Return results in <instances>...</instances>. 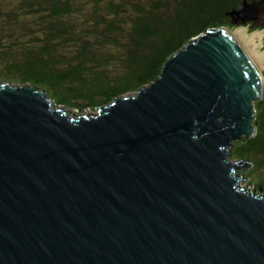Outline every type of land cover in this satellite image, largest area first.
I'll list each match as a JSON object with an SVG mask.
<instances>
[{"label":"water","instance_id":"1","mask_svg":"<svg viewBox=\"0 0 264 264\" xmlns=\"http://www.w3.org/2000/svg\"><path fill=\"white\" fill-rule=\"evenodd\" d=\"M262 82L223 26L87 114L0 81V264H264V193L226 159Z\"/></svg>","mask_w":264,"mask_h":264},{"label":"trees","instance_id":"2","mask_svg":"<svg viewBox=\"0 0 264 264\" xmlns=\"http://www.w3.org/2000/svg\"><path fill=\"white\" fill-rule=\"evenodd\" d=\"M243 2L264 14V0H0V81L32 85L61 108H97L149 84L189 40L234 27L229 12ZM252 113L254 135L232 149L252 160L247 176L264 164V99Z\"/></svg>","mask_w":264,"mask_h":264},{"label":"rangeland","instance_id":"3","mask_svg":"<svg viewBox=\"0 0 264 264\" xmlns=\"http://www.w3.org/2000/svg\"><path fill=\"white\" fill-rule=\"evenodd\" d=\"M257 20L263 21L264 20V14L259 13ZM220 27H222V26H220ZM223 27H225V26H223ZM256 27H257V29H254ZM217 28H219V27H217ZM228 30L231 31V33H233L232 36L235 38V40L240 45L242 50L245 52L247 57L250 59L252 64L255 66L257 71H259L264 78V24L258 25V24L253 23V24H250L249 26H244L243 24H239V25L235 24L234 27L228 28ZM75 45H76V43H70L68 45L69 47L65 48L66 53H72L73 54L74 52H72V51H74ZM134 92L127 93V95L130 96ZM53 106L55 107L57 105L54 104ZM64 108H65L66 113H69L73 116H75L77 114H87V113L91 112L92 110L96 109V108L85 109L82 112H78L73 108H68V107H64ZM251 124H252V122H251ZM235 143L236 142L232 143V145L229 147L228 155H227L226 159L231 160V161L245 160L248 163V165L246 167H242V168H240L239 172H237V171L236 172L239 174V176H241V179H242L239 181V184L246 185L248 183L249 187L252 188L255 186L253 184V181H252L256 177L255 175L256 174L257 175H263L264 174V164L261 167H259L258 169L254 170L252 175L247 176L246 173H247V171L250 170V166H251L250 161H252V160H248L247 158L246 159H239V157L233 156L232 155V152H233L232 149H234V147L236 146Z\"/></svg>","mask_w":264,"mask_h":264},{"label":"bare ground","instance_id":"4","mask_svg":"<svg viewBox=\"0 0 264 264\" xmlns=\"http://www.w3.org/2000/svg\"><path fill=\"white\" fill-rule=\"evenodd\" d=\"M230 33H231V31H230ZM231 35H233V33H231ZM258 75L262 77V81H263L262 83H263V86H264V78H263V76L261 75V73L259 71H258Z\"/></svg>","mask_w":264,"mask_h":264}]
</instances>
